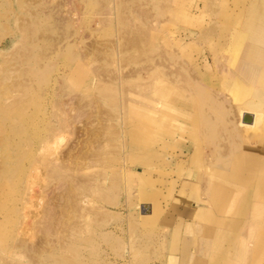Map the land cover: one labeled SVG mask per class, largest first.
Listing matches in <instances>:
<instances>
[{
    "label": "rangeland",
    "instance_id": "374dc122",
    "mask_svg": "<svg viewBox=\"0 0 264 264\" xmlns=\"http://www.w3.org/2000/svg\"><path fill=\"white\" fill-rule=\"evenodd\" d=\"M263 1L0 0V264L264 251Z\"/></svg>",
    "mask_w": 264,
    "mask_h": 264
},
{
    "label": "crops",
    "instance_id": "0c3cea01",
    "mask_svg": "<svg viewBox=\"0 0 264 264\" xmlns=\"http://www.w3.org/2000/svg\"><path fill=\"white\" fill-rule=\"evenodd\" d=\"M184 205V209L182 210V212H184L185 214L184 215H180V216H171V217H165L164 219H162L161 221H162V223L161 224H163V228H165V229H171V228H174V226L177 224V222H178V220H176L175 218H179V222H181L180 223V225H181V227H183L184 229H188V231L191 229L190 228V226H192V224H190L191 222H197L196 221V219L194 218L195 216H193V214L190 212V210L191 209H193V208H191L190 209V207L191 206H186L185 204H183ZM167 216V215H166ZM213 216H214V212H213ZM216 216V215H215ZM214 218V217H213ZM206 223H208V222H206ZM183 224V225H182ZM186 225V226H185ZM172 233V232H171ZM209 235H210V237L209 238H212L213 237V235H214V233H209ZM170 237H172V236H170ZM164 239H167V235H165L164 236ZM189 240H188V238H186V242H185V246L187 245V246H189ZM258 245H260L261 246V248H263L262 247V245L261 244H258ZM256 248V247H255ZM255 248H254V250H255ZM185 249V248H184ZM184 249H183V252L185 253L188 249H192L191 247L190 248H188L186 251H184ZM244 249H242L240 252H237V254L238 255H241V258L242 259H244L245 261H247V259H249V263L248 264H260L262 261V258H263V255H264V251H260V249L257 247V249L254 251V250H251V251H249V252H247L246 250H244ZM191 251V250H190ZM255 252V253H254ZM184 253H182V255L184 254ZM244 254H245V256H244ZM172 255V254H171ZM185 255H186V259H188V261L189 262H193V257L192 256H190V254L189 253H185ZM258 255L259 256H261L262 255V258H261V260L259 261L258 259H257V257H258ZM169 256V255H168ZM173 256V255H172ZM174 257V256H173ZM173 257H171V258H173ZM244 257V258H243ZM194 263H195V261H194Z\"/></svg>",
    "mask_w": 264,
    "mask_h": 264
},
{
    "label": "bare ground",
    "instance_id": "6f19581e",
    "mask_svg": "<svg viewBox=\"0 0 264 264\" xmlns=\"http://www.w3.org/2000/svg\"><path fill=\"white\" fill-rule=\"evenodd\" d=\"M254 24L255 25L251 31L252 32L251 37L258 35L259 33H261L263 31L262 40H263V44H264V1H263L262 6L260 7V9L258 10V13L255 17ZM244 56H245L246 61L253 62L258 66V68H259L258 78L261 77V73L264 71V48L258 47L256 42H249L246 44ZM252 116H253V114H252ZM192 208L193 209H191V211L196 215L197 211H199L198 206L192 207ZM195 209H197V210H195ZM204 213L205 212H202L201 214H204ZM210 256H211V251H210ZM244 256H245V254H244ZM258 257H259V255H258ZM218 258H219L218 261L221 262L222 264L228 263V260L226 258L223 261L222 253H220L218 255ZM210 259L212 260V256Z\"/></svg>",
    "mask_w": 264,
    "mask_h": 264
},
{
    "label": "water",
    "instance_id": "95a60500",
    "mask_svg": "<svg viewBox=\"0 0 264 264\" xmlns=\"http://www.w3.org/2000/svg\"><path fill=\"white\" fill-rule=\"evenodd\" d=\"M244 120H246V118H244Z\"/></svg>",
    "mask_w": 264,
    "mask_h": 264
}]
</instances>
